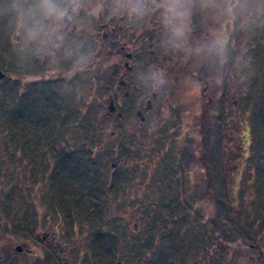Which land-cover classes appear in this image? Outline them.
I'll list each match as a JSON object with an SVG mask.
<instances>
[{
	"label": "rangeland",
	"instance_id": "374dc122",
	"mask_svg": "<svg viewBox=\"0 0 264 264\" xmlns=\"http://www.w3.org/2000/svg\"><path fill=\"white\" fill-rule=\"evenodd\" d=\"M261 19H264V14L257 13L256 17L255 13L250 16H245V28L247 30L244 45V60L246 54L250 53L249 51L251 48H255V50L252 51H258V46H254L253 40L261 37ZM252 27L260 28L250 34ZM249 36L252 38L250 39ZM22 64H24V66ZM20 65L24 68L20 67ZM231 65L232 60L229 62V67H231ZM0 70L6 74V78L0 81V142L3 143H0V161L5 162L0 163V170L2 168L7 170L8 168L13 172V168L16 165L18 167L24 163L31 165L30 174H27L28 176L23 175L22 179L27 178L28 183L32 185L25 187L27 190L22 192H25L27 195L31 192L39 194L40 197L38 198H41L43 205L39 207L37 214L32 213L31 215L29 210L30 207L32 209V205L29 201L27 202L29 204L28 205L27 203H24V200H20L19 198L21 190L18 188V178L16 176H14L15 178H12V176L8 173V175L4 173L2 178H5V180L0 183V202H11H7L13 207V211L10 213L11 216L14 218L20 217L21 219L26 218L27 221L23 223L24 226L21 227L32 234V226H37L39 228L46 227L44 226L47 222L45 215L47 217H52V219H49L51 222L52 220L53 222H67L63 217H60V215L56 214L54 210L49 208V198L52 197L51 192H53L50 190L49 183L52 181L51 178L54 168L51 167L54 162L50 161L53 157L49 154V150L53 148L55 149L57 144H52L50 146L42 145L41 148H45L46 152H41L40 155L36 152L34 159H32V153H35L36 149V145H34V143L38 140L37 136H41L42 140L49 141L47 132L43 134V130L45 129V131H47L51 128L49 131H52L51 133L55 136L57 141H64L63 144H65L68 148H62L64 149L63 154H70L74 157L73 159L79 157L82 153V148L80 144H77V140H80V138L88 134L86 130L81 134L79 127H83L82 122L85 124L91 121L96 124L97 121L95 119L96 116L93 114V105L95 104L94 107H96L97 101L92 97L90 102L86 103V99L84 100L82 98L76 90L77 86H75L72 82L74 76L69 75L70 73H66L64 77L61 78L65 79L67 78L66 75H68L69 81L67 82V86L60 87L58 85L60 90H48L46 94L37 97L42 100V102L36 103L35 107H37L33 109L35 118H33V89H31V86L32 80L34 79L32 77V58H23L22 54L17 51L15 45L12 43L9 26L7 24L1 25L0 28ZM210 77L212 79V75ZM217 81H219L218 78ZM239 87L243 90V97H245V94H247L245 80L240 83ZM193 92H196L198 95L200 89L198 88L197 90H193ZM14 93H17L16 96L24 93L25 97L21 96L19 101H22L23 103L25 99H28V101L22 105L25 111L23 120L21 119L19 122L16 120L14 122H8L7 119L10 116V112L13 110L15 103L17 102L12 97L15 96ZM239 93H241V91ZM239 93L238 90L233 89L230 94V98L233 97L236 100L239 97L240 100L241 94ZM89 96L90 94L88 93L86 97L88 98ZM194 96L195 95L192 93L190 94V99H187V107L190 109L189 111H192L193 107L197 112L199 110L198 106L196 108L198 98L196 96V101L194 103L192 99ZM47 104L50 108H54V111H52V109L43 110ZM39 105H41L42 110L39 108ZM84 105H86L84 107L85 117H83V113L81 114L80 112ZM233 107L234 109H237L236 103ZM14 113V111L11 112V114ZM195 113L189 117L191 122ZM235 116H237L236 113ZM241 117L244 125V135L242 136L243 141L236 138V144H232V138L228 137L230 130H227L224 124L221 126L222 123L220 122V116L214 115V119H217V122L215 120L213 121L212 117V121L210 120L212 129L201 133H205L208 136L210 134V137L213 138L212 149L206 153V155H208V158L206 159L203 157L205 154L202 151L203 144L200 140V133L192 134V141L195 143V149L191 150V154L187 148L183 147L184 144H186L184 142V138L179 140L178 144L175 146L173 139H175L176 136L171 138L173 142H169L168 140L164 141L160 135H157L156 137V134L152 137L149 136L144 139L146 134L145 131L141 129L139 131V138H143L146 143L140 149L134 151L135 155H133L135 157H133V159L143 161L140 162V164L143 165V168H140L138 163H134V167L140 168L143 176H136L134 181L136 188L139 187L138 183L142 181L146 186L145 189L148 191V194L146 191L140 192L141 198L139 200L133 199V206V204L129 203L128 200L124 202V198H114L111 191H107V204L98 206L101 208L105 207V209L95 210L93 223H120L121 226H76L73 232L68 231L69 234L65 236L67 237V240L65 241L67 248L68 245L69 248L75 245V249L84 255V252H90L92 240L95 237L97 238V235H101L104 236V242L102 243V246L100 242H96V245L104 248L105 250L106 245H108L109 252H101V254L104 255V253H106V255L109 256L113 255L112 264H115L118 261V259L114 257L117 255L120 256V262H122V264H126L127 260L124 259L126 254L122 250L128 249L129 245L131 249L136 250V246L147 244V248L145 247L144 249L147 251L146 253H139L140 250H136L138 253L135 251L134 254H138L137 256L148 254V251L151 248L150 244L154 243V240H152L153 238H151L150 229L152 227L150 226L156 217L149 211V209L150 207H153L155 203H161L163 208L160 205H155L157 208L162 209L161 212L171 210L172 208L175 210V221L170 223V229L174 228L175 230V222L179 220L176 224H179L180 222L182 224V229L185 230L183 233L178 232V237L175 236V242L172 238H160L159 236V239L156 241L158 247L155 249L154 254L151 255L153 260H150V264H162L161 260L163 258L169 260L168 262H163V264H174L177 260H179L180 264H182L184 261V247L187 244V240L192 243L187 250L188 255L186 254V256L190 257V259H188L190 260L188 261V264H190L192 260H197L203 254H205L208 258V254H210V260H212L211 264H250L251 261H254V264H264L263 217L250 205L249 200L253 198V187L247 176L246 162L244 158L248 151V142H245L244 140H248L246 133L249 135V119L248 117H244L243 114H241ZM45 119L47 121H45ZM77 120L79 121L74 135L70 137L67 136L69 131H71L68 129L71 128L70 126H76L73 122ZM38 121L41 126L38 125ZM200 122L201 126L203 125V127H205V118H202ZM14 123L20 124L14 126ZM23 125H25V129H22ZM233 125L236 126V123L234 122ZM112 127L113 128L110 130H115L114 125H112ZM61 132H63V134L68 133L61 138ZM25 133H28V135ZM221 133L225 138V141L222 143L220 142ZM24 135L25 140L22 137ZM107 137L109 139L103 140L102 137L98 141L93 138V141L96 143L95 146H92L93 143L91 141H86L85 143L88 145L87 149H90L92 146L93 154L96 155L97 149L101 151V156L103 157L102 159L106 165V167L104 166V174L109 181V189H115L113 185L116 183L114 181H117L115 179L118 174L114 175L115 172L111 174L112 170L110 171V166L116 161V163L119 164L121 158L127 159L128 152L125 150L124 145L118 147L115 145L116 143H119V137H116L115 139L110 135ZM221 147L227 151V154H229L227 157L231 164L228 161V163L224 162L225 164L221 165V161L219 159L222 158V156H220L221 151H219ZM158 158H161L162 161L163 159L165 160L163 163L161 162L163 165L162 171L156 169L154 173L149 174L147 169L149 170L150 167L152 168L149 162L154 159L157 160ZM190 158L191 160L193 159V161L184 166L182 164V160H189ZM3 164H5V166H3ZM184 168L187 173H190V176L189 179H186L185 181L186 185L182 187L178 180L181 179L180 172H182ZM14 170L19 171L18 169ZM225 173H227L228 179H224ZM144 177H146L147 180H145ZM36 178L39 180L35 184L34 181ZM119 179L120 178H118V180ZM10 181L12 182L5 183ZM170 181L173 182L171 183ZM177 182H179V184ZM15 187L18 189L11 190V188ZM136 188L134 190H136ZM104 192H106V189H102V193L100 195H103ZM168 193L171 194V203L167 210H165L168 202L165 203L161 199L165 198ZM101 200H103V196L101 197ZM242 201L246 204L244 208H246L247 215H243L242 213ZM1 204L2 203H0V207ZM171 204H175V207L171 206ZM6 206L7 204H5V207ZM158 211L160 212V210ZM239 211L242 221V226L240 227H248L247 229L249 232H247L246 238L247 242L250 244L243 242L241 238H238V235L232 234L230 231L231 226H227L228 219H232L235 214L237 215L239 213ZM2 213H6V211L2 210ZM28 217L32 218L28 219ZM167 217L169 218V215ZM73 220L74 221L68 222L72 223L78 221L76 218ZM126 223H128V226ZM31 224L32 226H30ZM134 224H137V226H133ZM225 224L226 226H224ZM246 224H248V226H246ZM93 227L95 230L92 229ZM2 228H0V235L5 231ZM155 228L158 227H153L152 229L154 230ZM10 230L13 231V229ZM41 230L42 229L35 231V234L38 232L39 235ZM108 230L111 232L110 234L108 233ZM159 230L160 233H163L161 229ZM105 234H109V236L106 238ZM74 239L76 240V243L74 242ZM147 240L148 242H146ZM229 240L232 244H229ZM25 241L26 237L18 236V232L16 235L8 234L5 237L0 238V255L3 254L5 256L2 261L9 264H24L19 258H17L18 256L14 251L7 254V250L8 248L10 250V246L15 244V247L19 248L21 246L19 243L21 242L22 244V242ZM68 250L69 249H67V255L69 254L70 256ZM69 251L71 252L72 250ZM23 253L24 252L21 254ZM137 256L134 257L133 255L134 261L137 260ZM259 257L261 258L260 261H258ZM69 259L72 260V258ZM110 259L111 258H105V262H110ZM75 262H77V260H75ZM70 264L72 263L70 262ZM79 264L92 263H87V258H84L81 262H79Z\"/></svg>",
	"mask_w": 264,
	"mask_h": 264
},
{
	"label": "flooded vegetation",
	"instance_id": "af4514ba",
	"mask_svg": "<svg viewBox=\"0 0 264 264\" xmlns=\"http://www.w3.org/2000/svg\"><path fill=\"white\" fill-rule=\"evenodd\" d=\"M256 16L257 13H255ZM192 24L191 40L194 44L203 39L209 28H214L223 34L226 46L218 55H203L199 52L187 55L182 51L165 49L162 46L164 34L158 20V13H153L144 20H135L126 13H117L106 7L97 16H90L86 11H82L80 17L68 30L67 44L69 46L78 44L80 51L90 55V62L86 69L83 71L75 70L73 60L66 58L62 51L57 54V62L55 64H49L47 61L41 62L32 58V77L34 79L32 82L34 84L48 82L53 86H61L69 81L68 75H66L67 78L65 79L61 77H64L66 73H70L69 75L74 76L72 82L77 86L76 90L84 100L86 99V103H89L92 97L96 99V107H94L95 104L93 105V114L96 116L94 118L97 119L96 123H98L99 128L96 129V141L102 137L103 140H107L109 135L114 139L119 137L120 141L118 140L119 143L115 145L117 147L124 145L125 150L128 152L127 159L121 158L119 164L115 162L112 163L114 167L111 168L110 166L111 174L113 172H115L114 175L118 174L115 179L117 181H114L117 189L113 190L112 193L116 198H125L133 206L132 200H139L141 198L140 192L146 191L148 194L142 181L137 182L139 187L136 188L134 180L138 175L143 176L140 170V168H143L140 162L143 161L133 159L135 157L134 151L144 146L146 137H152L155 134L156 137L160 135L164 141H174L175 146L179 140L184 138L186 144L183 147L187 148L191 153V150L195 149L192 134L210 131L212 129V124L210 125L212 117L213 121L217 122V119H214V115L220 116L221 126L224 124L225 128L230 130L229 134L231 137L242 140L244 135V125L241 117V114L244 115V93L239 85L244 81V45L247 30L245 28V15L240 14L236 18L229 19L218 16L209 17L205 13L197 11L193 14ZM1 25L3 24H0V28ZM259 28L252 27L250 34ZM230 60H232L231 67H229ZM153 66L164 71L166 81L162 87L155 90L142 81V76ZM217 78L219 81H217ZM198 88L200 92L197 95L193 90ZM233 89L238 90V93L241 91L239 93L241 94L240 100L239 97L236 100L233 97L230 98ZM88 93L90 96L87 98ZM191 93L195 95L192 97L194 103L196 96L198 98L196 108L198 106L199 110L197 112L193 107L192 111H189L190 109L187 107V99H190ZM235 103L237 109L233 107ZM194 113L195 115L191 122L189 117ZM235 113L237 116H235ZM202 118H205V127L201 126L200 121ZM234 122L236 126L233 125ZM112 125H114L115 130H110L113 128ZM141 129L146 134L144 139L139 138ZM65 134L61 132V138ZM174 136L176 138L172 141L171 138ZM34 145L36 147L42 146L41 144ZM95 145L96 143L92 144V146ZM63 147L67 146L57 142L55 149L56 151H63ZM100 154L101 151H96V155L94 154L96 157L93 158L92 162L94 163V173L99 176L102 175V178L106 165L104 167L105 162L101 165V161L98 159ZM35 155L36 149L35 153H32V159H34ZM64 160L59 159L57 161V159L52 158L50 161L54 162V164L51 167H55L57 163L62 165L65 162ZM164 161L161 158L151 160L149 163L152 168L147 169V172L152 174L156 169L162 171L163 165L161 162L163 163ZM191 161H193L191 158L182 160V164L186 166ZM78 162L83 163V160H78ZM134 163H138L140 168L134 167ZM180 173L181 179L178 181L184 187L190 173H187L185 168ZM12 178L15 177L12 176ZM118 178L120 179L118 180ZM144 178L147 180L146 177ZM224 179H227V175H224ZM38 180L36 178L34 183L36 184ZM120 182L121 184L118 186ZM170 182L172 183L173 181ZM179 182L177 183L179 184ZM135 188L136 190H134ZM51 194L49 208L67 221L66 214L61 211V209L63 210L67 207L66 199L61 200V209H59L58 204L53 205L52 200L55 196L53 192ZM65 194L67 192L63 193V195ZM82 195L80 193V196ZM38 197H40L39 194L32 193V212L29 211L31 215L32 213L37 214L39 207L43 205V201ZM161 200L165 203L168 202L165 207L167 209L171 203V194L168 193ZM7 202L11 203L9 201L0 202L2 203L0 207V228L3 227L2 229L6 231L3 237L8 234L16 235L17 232L18 236L26 237L25 242L19 243L21 245L19 248L15 247L16 244L11 245L10 250L9 248L7 250V254L14 251L18 256L17 258L24 264H70V262L79 264L84 258H87V263L112 264L113 255L109 256L106 253L101 255L100 253L105 252V249L96 245V242L104 240L95 242L96 238L93 240L90 238L92 240L90 252H84V255H82L80 251L75 249V245L71 248L68 245L67 248L65 242L67 237L65 236L69 232H73L76 226H121L120 223H69L68 221L53 222V220L51 222L49 219H52V217L45 215L47 222L44 226L46 227L39 228L31 224V234L21 227L24 226L23 223L27 219L11 216L10 213L13 211V207ZM5 204H7L6 207ZM155 204L163 208L161 203ZM174 205L171 204V206L175 207ZM2 210H5L6 213H2ZM171 211L175 212L174 208ZM30 218L32 217H28V219ZM126 224L128 226V223ZM133 226H137V224ZM10 229H13V231ZM40 229L42 230L39 235L38 232L35 234V231ZM74 242L76 243L75 239ZM128 247V249L122 250L126 254L124 258L127 260L126 264H149V261L153 260V257L149 254L140 256L134 254L136 250H140L139 253H146L147 251L144 249L145 247L147 248V244L136 246V250L131 249L130 245ZM67 249L72 250L71 252L68 250L70 256L69 254L67 255ZM106 250L109 251L108 245H106ZM22 252L24 253L21 254ZM136 253L138 252L136 251ZM133 255L134 257L137 256V260L134 261ZM208 256L209 258L203 254L197 260H192L190 264H211L210 254ZM4 257L3 254L0 255V263L9 264L2 261ZM114 257L118 259L115 264H122L119 260L120 256ZM183 257L184 261L182 264H188L190 257L186 255ZM69 258H72V260ZM105 258H111L110 262L106 263ZM260 260L261 258L259 257L258 261ZM168 261L166 258L161 260L162 264ZM174 264H180L179 260L175 261Z\"/></svg>",
	"mask_w": 264,
	"mask_h": 264
},
{
	"label": "trees",
	"instance_id": "16d2710c",
	"mask_svg": "<svg viewBox=\"0 0 264 264\" xmlns=\"http://www.w3.org/2000/svg\"><path fill=\"white\" fill-rule=\"evenodd\" d=\"M5 25V24H4ZM261 29H262V34L259 39H254V46H258V51H252L255 50V48H251L249 51L250 53L246 54L245 56V70H244V80H245V85L247 87V94H245L244 97V117H248L249 119V135L248 133V140H244L245 142L247 141L248 143V151L246 155L244 156L245 158V165H246V171H247V176L249 181H251V185L253 187V198L250 199V205L252 208H254L257 213L261 214L263 217V225H264V19H261L260 22ZM252 37H250L251 39ZM24 66V64H22ZM20 65V67H23ZM29 66V65H28ZM24 68V67H23ZM22 69V68H21ZM6 78V77H5ZM52 84L48 82H38L34 84L32 82L31 89L32 90V115L34 117V110L36 107L37 102H42V100L38 99L40 95L46 94L48 90H55L59 89L58 85L53 86ZM60 86V85H59ZM67 86V82L64 85H61L60 87ZM35 89V92H34ZM37 90V91H36ZM60 90V89H59ZM15 94V93H14ZM13 95V93H12ZM12 96L13 99H15L17 102L15 103V106L12 111H14V114H11L9 116V120L7 119L8 122H14L15 120L19 122V120H23L24 118V108L22 105L28 101V99L24 100V103L22 101H19L20 97L24 96V93L22 95ZM36 95V96H35ZM11 97V98H12ZM87 105V104H86ZM84 105L80 112L83 117H85V106ZM27 108V107H26ZM39 108L42 110L41 105H39ZM52 109L54 111V108H50L49 105L45 107L43 110H49ZM84 120V119H83ZM97 120V119H96ZM45 121H47L45 119ZM78 121H74L76 126L67 129L71 130L69 131V134L67 133L65 135L67 136H72L75 133V130L77 129V124ZM90 121V120H89ZM23 122V121H20ZM38 125H40L39 121L37 122ZM11 124V123H10ZM20 123H14L13 125H18ZM12 125V124H11ZM83 127H79V131L88 132L85 136L80 138V140H77V144L81 145V150L82 153L80 154L79 157L73 159L74 157L70 154H63L64 151H56V149H50L49 154L54 158L57 159H65L64 163L60 165L57 163V165L53 168V174H52V181L49 183L50 190L53 191L55 198H53L52 203L58 204L59 209H61V200L66 199L67 201V207L65 209H61L63 214H66L67 216V221H74L73 219L76 218L78 221L76 222H88L91 221L93 222L95 210L97 209H105V207L101 208L98 207L100 205H106L108 196H107V191H111V194L116 198V196L112 193L113 190L117 189H109L108 186V180L107 177L103 174V177L101 178L102 175H97L94 173V163L92 162L94 154L92 153V148L87 149L88 145L85 143L86 141H91L93 144H95V141H93V138L97 140V132L96 129L98 128V123L94 124L91 121L88 123H83ZM41 126V125H40ZM53 127V125H52ZM22 129H25V125L22 126ZM51 129V128H50ZM49 129V130H50ZM57 129V128H56ZM45 131L43 130V134L47 132V136L49 138V141L47 140H42L41 136H37L38 140L35 141L34 144L37 145H55L58 143H63L64 141L60 140L57 141L54 135H52V131ZM49 131V132H48ZM54 132V131H53ZM96 133V135H95ZM28 135V133H25ZM78 134V133H76ZM80 134V133H79ZM33 135V134H32ZM60 136V135H59ZM66 136V137H67ZM250 136V137H249ZM25 140V135L22 136ZM201 143L203 144L202 151L205 155L203 157L206 159L208 158V155L206 153L212 149V144H213V138L210 137L207 134H201ZM88 138V139H87ZM209 138V139H208ZM229 138H232L231 143L236 144V137H231L229 134ZM225 138L221 133L220 136V142H224ZM43 142V143H42ZM2 143V142H0ZM45 143V144H44ZM199 143V144H201ZM3 144V143H2ZM67 148V147H66ZM5 149V148H3ZM36 152L38 155H40L41 152L45 153L46 149L41 148V146L36 147ZM42 149V150H41ZM68 149V148H67ZM200 149V148H198ZM7 150V149H6ZM220 156L222 158H219L221 161V165L225 164L224 162L228 163V157L227 151L223 149L222 147L219 149ZM232 151V150H231ZM99 152V150H97ZM48 154V155H49ZM98 156V155H97ZM103 157L101 154L98 156V159L101 161V165H103L104 161L102 159ZM37 159V158H36ZM78 160H83V163L78 162ZM77 161V162H75ZM117 162V161H116ZM0 163H5L3 161H0ZM231 164V162L229 161ZM233 163V162H232ZM5 166V164H3ZM105 166V163H104ZM227 166V165H224ZM30 167L31 165H28V163L22 164L20 167L17 165L13 168V172L10 171L8 168L7 170L2 168L0 170V183L5 180V178H2L4 173L6 175H11V176H17L18 182H19V190H21V195H20V200H24V203H29L32 205V192L27 195L25 192H22L24 190H27L25 187H29V185H32L28 183L27 178H23V175L30 174ZM14 169H18L19 171H15ZM6 171V172H5ZM8 173V174H7ZM242 173V171H241ZM243 174V173H242ZM224 175H227L225 173ZM28 176V175H27ZM228 179V175H227ZM12 180V179H11ZM13 181V180H12ZM10 182H5V183H11ZM121 184L118 183V186ZM113 187H116V183L113 185ZM18 188H11V190H16ZM102 189H106V192H104L103 195H100L102 193ZM64 192H67V194L63 195ZM80 193L83 194L80 196ZM103 196V200H101V197ZM99 197V198H97ZM127 200L124 198V202ZM28 204V203H27ZM242 206L241 210L243 215H247L246 208L244 202L242 201ZM29 205V204H28ZM156 205V204H155ZM153 205V207H150L149 211L154 214L156 217L152 221L150 227H158L155 228L154 230L151 228V238L154 240L153 244H150V249L148 251L149 255H153L155 252V249H157L158 245L156 243L158 237L160 238H172L173 241L175 242V236L178 237V232L183 233L185 229H182V224L179 222V224H176L175 222V230L174 228L170 229V223L174 222V212L171 210L168 211H162L161 208H157V206ZM108 209V208H107ZM111 210V209H110ZM160 210V212L158 211ZM165 210H167L165 208ZM30 212H32V209L30 207ZM246 212V213H245ZM169 215V218L167 217ZM178 216V215H177ZM247 218V217H246ZM1 221V220H0ZM225 223V222H224ZM154 225V226H152ZM226 226V224L224 225ZM231 226V233L236 234L243 240V242H247V232L248 227H240L242 226V221H241V214L240 211L234 217L231 219H228V225ZM248 226V224H246ZM162 227V228H161ZM161 229L163 233H160ZM229 230V228H228ZM109 231V230H108ZM4 231L1 235L0 238L4 236ZM109 234L111 233L110 231L108 232ZM109 234H105V237L107 238ZM162 236H161V235ZM96 238V237H95ZM97 240H104V236L97 235ZM101 246L104 241H100ZM186 245L184 247V255L187 254V250L190 247L192 243L189 242V240L186 241ZM248 243V242H247ZM229 244H232L229 240ZM250 244V243H248ZM106 253H108V250H105ZM101 254V253H100ZM103 255V254H101ZM188 255V254H187ZM213 256V255H212ZM150 264V261H149ZM250 264H254V261H251Z\"/></svg>",
	"mask_w": 264,
	"mask_h": 264
},
{
	"label": "clouds",
	"instance_id": "9594fccd",
	"mask_svg": "<svg viewBox=\"0 0 264 264\" xmlns=\"http://www.w3.org/2000/svg\"><path fill=\"white\" fill-rule=\"evenodd\" d=\"M106 7L135 20L158 13L164 34L162 46L187 55H218L226 46L223 34L214 28H209L202 40L192 42L194 12L229 19L240 14H264V0H0V24L9 26L12 43L23 58L55 64L62 51L73 60L75 70L83 71L90 55L80 51L78 44H67L68 30L82 11L97 16ZM142 81L158 89L166 82L164 71L153 66Z\"/></svg>",
	"mask_w": 264,
	"mask_h": 264
},
{
	"label": "water",
	"instance_id": "95a60500",
	"mask_svg": "<svg viewBox=\"0 0 264 264\" xmlns=\"http://www.w3.org/2000/svg\"><path fill=\"white\" fill-rule=\"evenodd\" d=\"M5 74L0 70V81L3 80L5 78ZM114 167V165H111V168Z\"/></svg>",
	"mask_w": 264,
	"mask_h": 264
}]
</instances>
